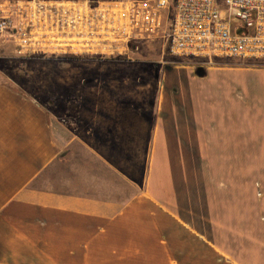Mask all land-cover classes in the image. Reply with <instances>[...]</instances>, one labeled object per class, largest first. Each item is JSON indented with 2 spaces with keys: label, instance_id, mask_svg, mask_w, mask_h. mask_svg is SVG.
<instances>
[{
  "label": "crops",
  "instance_id": "crops-1",
  "mask_svg": "<svg viewBox=\"0 0 264 264\" xmlns=\"http://www.w3.org/2000/svg\"><path fill=\"white\" fill-rule=\"evenodd\" d=\"M162 99L89 111L65 139L0 83V264H235L202 212L201 123Z\"/></svg>",
  "mask_w": 264,
  "mask_h": 264
},
{
  "label": "rangeland",
  "instance_id": "rangeland-1",
  "mask_svg": "<svg viewBox=\"0 0 264 264\" xmlns=\"http://www.w3.org/2000/svg\"><path fill=\"white\" fill-rule=\"evenodd\" d=\"M129 57L23 55L0 42V83L41 104L65 139L81 135L89 111L136 106L152 116L163 93L177 115L201 123V207L217 218L229 251L219 255L264 264V61L163 56L158 39Z\"/></svg>",
  "mask_w": 264,
  "mask_h": 264
},
{
  "label": "built area",
  "instance_id": "built-area-1",
  "mask_svg": "<svg viewBox=\"0 0 264 264\" xmlns=\"http://www.w3.org/2000/svg\"><path fill=\"white\" fill-rule=\"evenodd\" d=\"M213 63L264 61V0H0V42L18 54L135 53Z\"/></svg>",
  "mask_w": 264,
  "mask_h": 264
},
{
  "label": "water",
  "instance_id": "water-1",
  "mask_svg": "<svg viewBox=\"0 0 264 264\" xmlns=\"http://www.w3.org/2000/svg\"><path fill=\"white\" fill-rule=\"evenodd\" d=\"M196 75L202 77L204 75V70L202 67L196 68Z\"/></svg>",
  "mask_w": 264,
  "mask_h": 264
}]
</instances>
